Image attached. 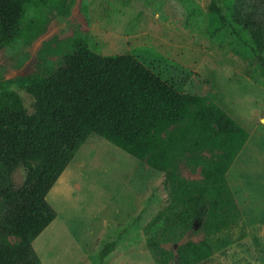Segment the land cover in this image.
<instances>
[{"label":"rangeland","instance_id":"374dc122","mask_svg":"<svg viewBox=\"0 0 264 264\" xmlns=\"http://www.w3.org/2000/svg\"><path fill=\"white\" fill-rule=\"evenodd\" d=\"M216 1L227 16L230 1ZM211 2L33 0L18 39L0 42V85L22 76H53L83 37L97 53H132L178 89L207 96L249 137L225 174L242 220L221 233L213 254L197 264H264V66L249 30L221 20ZM18 92L31 111V94ZM217 152L175 154L170 170L176 178L204 180L192 159L216 158ZM79 153L46 195L56 217L33 243L40 264H160L148 242L156 230L148 234L147 224L170 201L168 173L95 133ZM13 178L23 182L22 167ZM58 180L54 199L50 192ZM203 235L196 222L180 240L163 242L172 251L170 264H176L179 247ZM112 240L114 249L101 258Z\"/></svg>","mask_w":264,"mask_h":264},{"label":"trees","instance_id":"16d2710c","mask_svg":"<svg viewBox=\"0 0 264 264\" xmlns=\"http://www.w3.org/2000/svg\"><path fill=\"white\" fill-rule=\"evenodd\" d=\"M228 15L210 8L234 29L249 30L264 66V0H229ZM33 0H0V42L17 40L19 23ZM18 88L33 97L30 111ZM95 133L171 178L170 201L147 224L148 242L160 264L196 222L204 235L178 249L176 264L210 257L215 239L242 220L226 171L249 132L205 95L178 89L132 53L100 54L78 39L53 76H22L0 85V264H40L33 240L56 217L46 195L80 146ZM220 149L216 158L195 156L204 180L177 177L175 154ZM24 170L21 184L13 173ZM151 235V234H150ZM108 241L101 258L114 249Z\"/></svg>","mask_w":264,"mask_h":264},{"label":"bare ground","instance_id":"6f19581e","mask_svg":"<svg viewBox=\"0 0 264 264\" xmlns=\"http://www.w3.org/2000/svg\"><path fill=\"white\" fill-rule=\"evenodd\" d=\"M60 178H61V176H60ZM60 178H59V180H60ZM59 180H58V182H56V183H57L56 186H54V187L52 188V191L50 192V194L53 196L54 199H59V198H58V195L56 194V187H57V185H58V183H59ZM46 197H47V196H46ZM40 236H41V234L35 239L34 243L38 241V238H39Z\"/></svg>","mask_w":264,"mask_h":264},{"label":"crops","instance_id":"0c3cea01","mask_svg":"<svg viewBox=\"0 0 264 264\" xmlns=\"http://www.w3.org/2000/svg\"><path fill=\"white\" fill-rule=\"evenodd\" d=\"M87 140V139H86ZM85 140V141H86ZM81 153H79V149H78V151L76 152V155H75V158H77V156H79ZM35 240V239H34ZM34 240H33V242H34ZM34 246V245H33ZM39 255V254H38ZM41 259V258H40ZM41 263V262H40Z\"/></svg>","mask_w":264,"mask_h":264}]
</instances>
